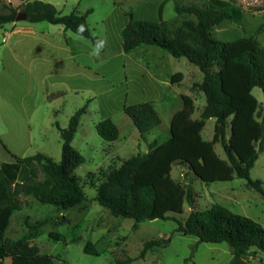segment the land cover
<instances>
[{
  "label": "rangeland",
  "instance_id": "1",
  "mask_svg": "<svg viewBox=\"0 0 264 264\" xmlns=\"http://www.w3.org/2000/svg\"><path fill=\"white\" fill-rule=\"evenodd\" d=\"M41 1L53 4L61 14L72 9L84 13L91 8L86 21L91 33L100 40V46L89 38L67 32L92 48V51L88 50L91 57L88 65L94 77L93 94L64 91L59 86L50 88L49 96L41 103L43 93L38 90V74L66 73L72 69L71 60H60L67 54L58 47L65 45L64 36L52 33L59 25L19 20L17 27L33 25L35 33H9L10 24H3L0 27V163L14 161L12 155L28 156L36 152L59 160L62 140L55 124L66 127L71 114L85 104L86 111L71 144L84 158L75 173L83 180L86 200L67 209H58L32 196L22 195L21 207L12 212L4 237H21L32 223L48 218L30 243L38 246L41 253L53 256V264H118L127 255L137 256L145 240L167 237L163 246L155 247L143 258L127 264H228L231 251L226 242H199L194 246L197 239L193 235L176 232L177 224L172 219H147L135 228L131 218L111 214L95 199V188L87 184L85 174L109 164L118 165L130 155L146 152L147 143L153 139L162 142L170 138L173 132L171 119L186 108L187 98L190 99L188 115L191 118L199 117L200 108L205 103L203 93L190 88L193 82L202 79L203 73L184 56L173 57L166 50L145 43L128 51L122 49L120 32L129 20H162L169 28L175 29L184 19H194V16L177 13L174 3L200 7L209 3L226 5L233 9L234 16L214 26L212 36L219 40H232L254 34L264 46V0ZM40 29L45 34H40ZM71 49L75 52L80 48H75L73 43ZM107 57L109 62L102 66L97 64V60ZM101 70L106 71L110 78L102 77ZM176 72L182 74V79L171 83L170 75ZM233 84L246 100L240 146L243 152L248 153L257 145L264 131V123L261 126V117L257 113L259 108L262 111L264 95L260 87H249L243 76L233 80ZM139 102H150L160 118V123L146 132L144 138L139 136L122 109L123 105ZM102 115L116 124V140L105 141L97 134L95 124ZM214 124L212 117L205 120L201 130L203 141L211 140ZM214 150L219 157L225 158L219 143L214 144ZM166 159H162L159 165L169 163ZM35 169L37 178L41 179V172L37 167ZM28 170L27 166H21L17 180L22 181ZM169 172L182 184L192 187L196 194L195 208L205 209L218 203L234 213L252 218L264 228V201L257 191L245 185L243 178L234 176L226 181H208L206 165L200 176L195 177L181 162L170 164ZM250 177L261 179L264 187V150L250 169ZM190 179L193 182H189ZM190 209L184 202L182 213L175 216L183 219ZM51 235H57V239ZM86 241L94 243L97 255L83 252ZM246 259L251 264H264V254L253 248ZM6 264H10L9 259Z\"/></svg>",
  "mask_w": 264,
  "mask_h": 264
},
{
  "label": "trees",
  "instance_id": "2",
  "mask_svg": "<svg viewBox=\"0 0 264 264\" xmlns=\"http://www.w3.org/2000/svg\"><path fill=\"white\" fill-rule=\"evenodd\" d=\"M219 1V0H214ZM18 8L0 1V26L13 22L18 11L24 12L26 20L34 23L47 21L59 24L64 29L89 38L100 46V40L88 27L84 13L76 10L61 14L56 7L41 0H28ZM2 8V9H1ZM177 13H188L194 19H184L175 29L162 20H129L121 29V47L131 50L145 43L158 46L173 57L184 56L203 73L200 81L191 84L192 91H201L205 98L198 118L182 115L175 123L173 135L162 142L153 139L147 143V151L124 158L118 165L99 167L87 172V184L95 188V199L115 216L131 218L133 227L144 220L172 219L175 231L193 235L199 242L228 243L231 258L228 264H251L246 255L250 249L264 254V228L250 217L234 213L225 206L214 203L205 209L194 207L196 194L189 184H182L170 175V164L183 163L195 177L200 176L204 165L208 167V181H226L234 176L243 178L245 185L257 191L264 201L263 182L250 177V169L258 155L264 150V131L257 145L248 153L241 150L240 130L246 100L234 87L233 80L243 76L249 87H260L264 95V46L254 34L232 40H219L212 36V28L224 20H231L233 9L226 5L205 6L174 3ZM182 74L173 73L171 83L180 82ZM123 111L144 138V134L160 123L159 115L150 102L123 105ZM86 105L76 109L68 119L66 127L55 124L59 130L61 155L54 160L43 152L28 156H14V161L0 163V264L9 258L10 264H53V256L41 253L30 240L40 226L49 219L35 221L29 229L16 239L4 237L11 214L20 209L21 196H32L41 203L58 209H67L86 200L83 180L75 169L84 162L81 153L71 142ZM261 126L264 123V104ZM215 124L211 140L203 141L201 130L208 118ZM97 134L105 141L118 137V128L111 118L105 117L95 124ZM219 143L225 158L219 157L214 144ZM168 154L169 157H168ZM169 163L160 166L166 158ZM29 168L26 177L17 180L21 166ZM42 174L37 178L35 168ZM189 182H193L191 179ZM184 202L191 209L183 219L177 218L183 211ZM57 239V235H51ZM167 238L145 240L135 257L126 256L118 264H127L155 247H161ZM83 252L98 254L91 241H86Z\"/></svg>",
  "mask_w": 264,
  "mask_h": 264
},
{
  "label": "crops",
  "instance_id": "3",
  "mask_svg": "<svg viewBox=\"0 0 264 264\" xmlns=\"http://www.w3.org/2000/svg\"><path fill=\"white\" fill-rule=\"evenodd\" d=\"M2 1L10 3L12 6L17 7V6H20L22 3H24L28 0H2ZM77 2H78V0L76 1V3ZM73 10H75V9H72L71 11H73ZM16 22H18V21L14 20L13 22H9V24H10L9 33L16 32V31H28V32L35 33V28L33 25L17 27ZM57 25H59V24H57ZM0 27H2V26H0ZM47 30H51V29H47ZM52 31H53L52 33L57 32V33L61 34L62 36H64L65 45L62 44V47H60V46H58V47L61 50L67 52V54H65L63 57H60L61 58L60 60H71L72 69L66 73L55 72V73L38 74L37 81H36L37 85H38V90H39V92L43 93L42 98L40 97L41 103H44L45 100L47 99V97L49 96L48 91L50 90V88L55 89V88H59V86L64 88V91L70 90V91H75V93H81L82 94L84 92H89L90 94H93V90L91 88H92L93 83H94V77L91 75V73H90L91 69L88 65V59L91 58L89 53H88V50L92 51V48H89V46L87 44L84 45L82 40H80L81 38H77L75 36L77 34H75V33H74L75 35L68 34L67 31H70V30L64 29L63 26H61V25H59L58 28H55V30H52ZM40 34H45L43 29H40ZM2 38H1V41H2ZM73 43H74L75 48H80V49H78L77 51L74 52L71 49ZM77 46H79V47H77ZM105 59H107V60L105 61ZM109 61H110V58L107 57V58H103L102 61L97 60L96 62H97V64L102 66ZM101 71L102 72L100 74L102 75V77L109 76V74L106 73V71H103V70H101ZM40 72H42V71H40ZM171 75H170V77H171ZM109 78H110V76H109ZM45 97H46V99H45ZM189 103H190V99L187 98V100L185 102L186 108L183 109L182 111H180L178 114H175L174 118L171 119V122H170L171 128L173 126V129H174L175 123L177 122V120L182 115H188V109L190 106ZM84 105H82V106H84ZM102 116L98 119V121L102 118H105L104 116L103 117ZM81 118H80L79 122L81 121ZM171 128H170V130H171ZM172 135H173V132H172L171 136ZM8 259L9 258H5L3 263L6 264Z\"/></svg>",
  "mask_w": 264,
  "mask_h": 264
},
{
  "label": "water",
  "instance_id": "4",
  "mask_svg": "<svg viewBox=\"0 0 264 264\" xmlns=\"http://www.w3.org/2000/svg\"><path fill=\"white\" fill-rule=\"evenodd\" d=\"M27 16L24 12L18 11L15 16V21L26 20Z\"/></svg>",
  "mask_w": 264,
  "mask_h": 264
},
{
  "label": "built area",
  "instance_id": "5",
  "mask_svg": "<svg viewBox=\"0 0 264 264\" xmlns=\"http://www.w3.org/2000/svg\"><path fill=\"white\" fill-rule=\"evenodd\" d=\"M4 39L2 38V41H3Z\"/></svg>",
  "mask_w": 264,
  "mask_h": 264
}]
</instances>
